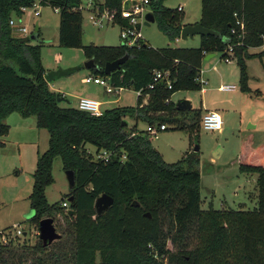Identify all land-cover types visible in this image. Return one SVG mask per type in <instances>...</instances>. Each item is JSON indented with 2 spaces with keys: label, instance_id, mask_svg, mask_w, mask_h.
<instances>
[{
  "label": "trees",
  "instance_id": "trees-1",
  "mask_svg": "<svg viewBox=\"0 0 264 264\" xmlns=\"http://www.w3.org/2000/svg\"><path fill=\"white\" fill-rule=\"evenodd\" d=\"M35 1L57 9L58 44L83 46L87 58L96 65L91 68L93 74L106 77L105 63L127 55L121 67L108 76L109 82L135 91L142 89L147 94L145 100L137 95L134 107H114L98 116L77 106H61L44 79L41 45L30 38L32 32L22 36L9 25L11 18L21 15V7ZM94 1L100 9L121 7V0ZM164 1L150 0L149 7L160 32L174 41L186 25L182 22L183 11L165 7ZM81 2L0 0V146L9 131L4 122L9 114L35 116L37 127L48 132V147L38 156L32 174L31 220L37 225L44 215L63 214L60 238L45 247L39 240L36 249L42 253L53 247L55 251L49 256L54 258V264H264V142L254 146L248 138L245 143L249 147L243 143L238 156V171L256 174V205L252 209H202L198 153L192 151L168 163L152 146L150 134L137 129L138 121L159 127L165 122H177L176 114L185 118L186 110L176 109L171 95L178 90L201 89L202 59L216 52L225 57L227 43L238 40L230 32L234 13L242 18L245 34L241 44L235 45L233 55L240 69V88L249 91L245 59L251 56L250 47L264 43V0H200L198 22L216 34L200 35L196 47L163 48H153L147 42L132 47L91 42L83 45ZM39 31L40 27L38 38ZM155 70L168 71L170 88L166 79L153 81ZM153 82V87L148 88ZM192 111V117L200 115L199 110ZM128 119L133 121L131 127ZM181 126L193 128L196 121ZM87 146L94 148L95 155L106 152L107 160L93 159ZM56 157L63 170L74 172L75 184L65 196H73L68 209L74 214L62 207L65 197L54 204H48L45 198ZM104 193L113 198V203L97 214L94 202ZM163 213L168 214L174 228L172 237L171 228H163ZM169 237L171 243L177 241L185 248L172 251L167 245ZM189 237L193 242L190 248ZM15 241L19 243L18 236L0 244V259ZM18 243L16 246H24ZM23 256L19 258L21 263L27 262L28 255ZM45 261L38 256L31 263Z\"/></svg>",
  "mask_w": 264,
  "mask_h": 264
},
{
  "label": "rangeland",
  "instance_id": "rangeland-1",
  "mask_svg": "<svg viewBox=\"0 0 264 264\" xmlns=\"http://www.w3.org/2000/svg\"><path fill=\"white\" fill-rule=\"evenodd\" d=\"M83 3L86 0H82ZM163 5L167 8L183 6L182 22L194 24L201 16L200 0H165ZM40 14L33 15V8H28L15 21L25 25L28 33L33 32L34 27H40L38 40L35 43L41 45L40 57L42 66L46 71L55 70L58 67L66 68L81 66L75 72L57 78L50 82L52 90L61 94L70 103L60 101L61 106L76 107L80 97L93 98L101 103V111L114 107H134L136 105L137 92L129 87H123L120 94H110L98 84L86 83V77H94L91 69L84 66L88 60L84 53L83 46L63 47L58 44V11L50 5L39 6ZM82 44L89 42L95 45L120 44L119 26L109 24L102 28L92 25L87 19V13L82 12ZM14 32L19 35L27 34ZM143 38L153 48H163L168 45L180 47H196L199 45V35L174 41H170L160 32L156 21L148 25H141ZM88 36L90 39L86 38ZM248 52L251 56L245 59L247 71L246 84L249 91H242L240 88V69L236 57L226 62L221 53H213V56L202 59L200 82L201 89L178 90L171 95V100L177 101L186 99L191 101L192 109H187L185 118L176 114L177 122H165L167 129L160 130L157 135H150L152 146L159 151L164 161L174 163L194 150L199 156L200 173V206L202 209L233 208L252 209L256 205L257 188L256 174H244L238 171V156L240 155L243 143L251 139L252 145H259L264 142V46L250 47ZM215 65V71L212 66ZM108 81V76L105 77ZM220 84H234L236 88L232 91L218 90ZM206 89V91H202ZM260 91L261 94H256ZM216 110L222 120L221 130L207 131L200 125L202 115L193 116L192 110H199L203 114L206 109ZM191 117V118H190ZM196 121V126L187 128L181 124ZM4 122L9 125L7 135L3 137V145L0 146V232L20 229L25 235H18L19 243L9 246L1 259L0 264H32L36 257H40L45 264H54V258L49 253L55 251L53 247L41 253L36 249L39 241L38 224L31 220L34 211L30 207L29 194L32 189V174L36 167L37 158L48 147V132L44 128L37 127L35 116H21L13 112L9 114ZM133 121L128 119V127ZM145 122L138 121L137 129L146 130ZM254 126V128H251ZM248 146V144H244ZM244 146V147H245ZM249 147V146H248ZM88 151L96 159L95 150L87 146ZM215 153L219 154L214 157ZM51 184L45 188V198L48 204L61 202L62 198L69 193L68 183L62 168L61 160L56 157L52 165ZM67 199V197H65ZM52 217L56 231L61 234L64 228L63 214L57 213L44 215ZM164 230L171 228L169 236L174 235V228L171 226L167 213H163ZM14 225L17 228L13 227ZM13 227V228H12ZM170 237L167 245L172 251L183 249L178 242H172ZM61 241L56 242V246ZM24 246H16V244ZM187 247L193 244L192 239H187ZM29 252L33 254H28ZM27 256V262H20L21 255ZM23 256V257H24ZM58 264V263H56ZM166 264V263H165Z\"/></svg>",
  "mask_w": 264,
  "mask_h": 264
},
{
  "label": "built area",
  "instance_id": "built-area-1",
  "mask_svg": "<svg viewBox=\"0 0 264 264\" xmlns=\"http://www.w3.org/2000/svg\"><path fill=\"white\" fill-rule=\"evenodd\" d=\"M102 1L103 0H98V3H102ZM125 1L130 2L127 8H124L123 6ZM94 2V0H86L85 3L81 2L79 5V9L87 13V19L92 25L102 28L109 24H117L119 26L120 44L126 47H132L146 42L141 32V25L143 23L145 24L146 13L151 11L149 7L150 0H121L120 10H110L105 7L100 9L99 5L95 4ZM39 6L40 3L35 1L29 7H21V11L23 13L28 8H33V15L38 16L40 14ZM177 10L183 11V6L178 5ZM234 17V25L230 32L238 40L235 43H227L224 50L226 55L223 57L226 62H229L233 58L234 47L235 45L237 46L241 44V40L245 34V27L242 18L238 17L236 13H234ZM9 25L14 27V29H16L18 32L25 34L29 32L25 25L18 24L14 18L9 20ZM159 79H166L167 87H171L168 71L155 70L153 72V81L156 82ZM85 82L98 84L104 88L106 93L110 94H120L123 88L114 86L105 77L97 75L94 77H86ZM154 82L150 84L148 88H152ZM234 88L235 85L233 84H224L220 85L219 87L221 90H233ZM136 92L137 95H142L144 100L147 97V94H144L142 89H139ZM76 106L79 110L85 111L91 115L98 116L102 113L100 101L93 98L80 97L77 100ZM200 125L204 130L207 131H219L221 130L222 126L221 116L217 111L207 110L201 116ZM166 128L167 126L165 124H162L159 127L156 125H147L146 131L150 135L156 136L158 131L165 130ZM96 158L107 160L108 154L102 151L96 155ZM68 204L69 201L67 199H64L61 203L65 210H68ZM13 227L17 228L16 225ZM11 232L12 231L0 232V244H6L12 237L22 235L24 233L19 228L15 230L13 235H11Z\"/></svg>",
  "mask_w": 264,
  "mask_h": 264
},
{
  "label": "water",
  "instance_id": "water-1",
  "mask_svg": "<svg viewBox=\"0 0 264 264\" xmlns=\"http://www.w3.org/2000/svg\"><path fill=\"white\" fill-rule=\"evenodd\" d=\"M129 4H130L129 1H125L123 4L124 8H127L129 6ZM154 21H155V17H154V14L152 13V11L147 12L145 15V25H148ZM38 30H39V26L36 25L34 27L32 34L30 35V38L32 40L38 39V35H37ZM210 34H216V32L213 31L212 29L204 27L200 22H196L194 24L184 25L180 31V38L186 39L188 37H193L194 35H199V36L205 35L206 36V35H210ZM86 38L88 40L90 39L88 36H86ZM212 55H213L212 53L208 54L207 56H205V58L211 57ZM127 58H128V56L124 55V56L117 58L113 61L106 62L104 67H103L104 74L106 76H109L112 72L118 70L121 67V65L127 60ZM84 66L88 69L96 67V65L94 64L92 59H88L84 63ZM80 68H81V66H72V67H66V68L58 67L55 70L46 71L44 74V79L48 83H50L53 80L60 78L62 76L69 75V74L75 72L76 70H78ZM56 101L57 102L65 101L68 103L71 102V101L66 100L65 97L61 94H56ZM175 108L187 110V109L192 108V104H191V101L183 99V100L177 101L175 103ZM122 123L126 124V121H123ZM197 150H198V146H195L193 151L196 152ZM64 174H65V177H66V180L68 183V188L70 190L73 188V186L75 184L74 172L72 170L68 169V170H64ZM67 200L71 203L73 201V196L72 195L68 196ZM112 203H113L112 197H110L109 195H107L105 193L101 194L100 196H98L95 199V202H94V207H95L96 213L99 214L102 211L106 210ZM132 204L137 205V202L133 201ZM67 213L68 214H74L75 211L69 208L67 210ZM145 215L149 216V213L146 212ZM23 235H25V233ZM38 238L44 247L60 238V234L56 231V228L54 225V219L52 217H44V218L39 220V222H38Z\"/></svg>",
  "mask_w": 264,
  "mask_h": 264
},
{
  "label": "crops",
  "instance_id": "crops-1",
  "mask_svg": "<svg viewBox=\"0 0 264 264\" xmlns=\"http://www.w3.org/2000/svg\"><path fill=\"white\" fill-rule=\"evenodd\" d=\"M262 46H264V43H263L261 46H258V47H262ZM212 54H213V53H212ZM206 56H207V55H206ZM212 56H213V55H212ZM212 56H211V57H212ZM208 58H210V57H208ZM208 58H205V59H208ZM215 69H216V67H215V65H213V66H212V70L215 71ZM49 84H50V83H49ZM220 85H224V84H220ZM220 85L218 86V90H221V89H219ZM233 85H234V84H233ZM50 87H51V85H50ZM235 88H236V86H235ZM235 88H234V89H235ZM51 89H52V88H51ZM234 89H233V90H234ZM202 91H206V89H203V88H202ZM227 91H232V90H227ZM257 92H258V91H257ZM257 92H256V93H257ZM259 92H260V91H259ZM260 94H261V92H260ZM191 109H192V108H191ZM194 110H195V109H194ZM197 110H198V109H197ZM207 110H214V109H211V108L206 109L203 113H205ZM214 111H216V110H214ZM200 115H202V114L200 113ZM251 128H254V126H251ZM218 155H219V154L215 153V156H214V157L216 158V157H218Z\"/></svg>",
  "mask_w": 264,
  "mask_h": 264
}]
</instances>
